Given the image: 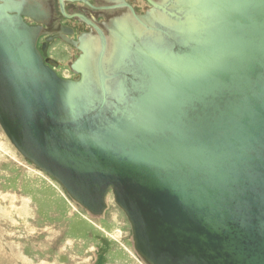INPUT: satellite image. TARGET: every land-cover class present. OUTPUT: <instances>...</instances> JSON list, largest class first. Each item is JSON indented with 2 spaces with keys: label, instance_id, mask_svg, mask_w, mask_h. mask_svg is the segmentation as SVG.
Masks as SVG:
<instances>
[{
  "label": "water",
  "instance_id": "obj_1",
  "mask_svg": "<svg viewBox=\"0 0 264 264\" xmlns=\"http://www.w3.org/2000/svg\"><path fill=\"white\" fill-rule=\"evenodd\" d=\"M35 39L0 27V124L26 158L93 214L112 192L147 264H264V0H172V54L140 49V84L62 79Z\"/></svg>",
  "mask_w": 264,
  "mask_h": 264
},
{
  "label": "rangeland",
  "instance_id": "obj_2",
  "mask_svg": "<svg viewBox=\"0 0 264 264\" xmlns=\"http://www.w3.org/2000/svg\"><path fill=\"white\" fill-rule=\"evenodd\" d=\"M59 59L60 72L69 74L68 58ZM106 202L99 215L84 208L0 124V264H147L112 192Z\"/></svg>",
  "mask_w": 264,
  "mask_h": 264
},
{
  "label": "flooded vegetation",
  "instance_id": "obj_3",
  "mask_svg": "<svg viewBox=\"0 0 264 264\" xmlns=\"http://www.w3.org/2000/svg\"><path fill=\"white\" fill-rule=\"evenodd\" d=\"M11 21L35 32L43 62L65 80L81 81L77 64L91 72L93 85L98 82L93 79L112 68L126 78H117L120 83L140 84V49L155 47L172 54V0H0V27L7 29ZM121 41L131 53L116 61ZM63 56L68 58L67 75L60 72ZM86 58L91 67L81 63Z\"/></svg>",
  "mask_w": 264,
  "mask_h": 264
},
{
  "label": "bare ground",
  "instance_id": "obj_4",
  "mask_svg": "<svg viewBox=\"0 0 264 264\" xmlns=\"http://www.w3.org/2000/svg\"><path fill=\"white\" fill-rule=\"evenodd\" d=\"M169 23H170V22H169ZM179 26H180V25H179ZM179 26H178L177 28H179ZM106 48H107V47H106ZM125 49H126V48L124 47V43L121 41L120 44L118 45V48H117V53H118V54H117V56H116V61H121L120 57H121V56H125V53H124V52H125ZM101 54H102V52H101ZM86 56H87V58H88V54H87ZM90 56H91V53H90ZM100 56H103V54L100 55ZM100 56H99V58H101ZM103 57H104V56H103ZM103 57H102V58H103ZM87 58H86L85 61H86V62L89 64V66L91 67V65H90V63H89L91 60H90V59H87ZM100 61H101V60H100ZM86 62H85V63H86ZM101 62H102V61H101ZM101 64H103V63H101ZM103 67H104V66H103ZM109 67H111V66H109ZM99 68H101V66H100ZM89 70H90V69H89ZM104 71H105V70H104ZM106 72H107V71H106ZM105 74H106V73H105ZM87 76H88V78H91V79L93 78V76L90 74L89 71L87 72ZM3 150H4V149H3ZM13 197H14V196H13ZM11 200H12V199H11ZM27 206H28V205H27ZM74 208H75V207H74ZM31 209H32V208H31ZM0 212H1V211H0ZM5 213H6V212H5ZM20 214H21V213H20ZM25 214H26V213H25ZM28 215H29V214H28ZM7 216H8V215H7Z\"/></svg>",
  "mask_w": 264,
  "mask_h": 264
}]
</instances>
